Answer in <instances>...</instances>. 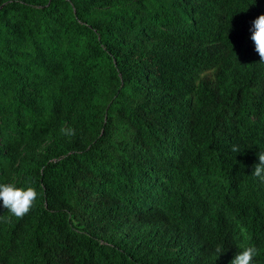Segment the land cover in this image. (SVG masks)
Here are the masks:
<instances>
[{
    "label": "trees",
    "instance_id": "1",
    "mask_svg": "<svg viewBox=\"0 0 264 264\" xmlns=\"http://www.w3.org/2000/svg\"><path fill=\"white\" fill-rule=\"evenodd\" d=\"M260 14L0 0V184L38 192L23 218L0 201V264H264Z\"/></svg>",
    "mask_w": 264,
    "mask_h": 264
},
{
    "label": "clouds",
    "instance_id": "2",
    "mask_svg": "<svg viewBox=\"0 0 264 264\" xmlns=\"http://www.w3.org/2000/svg\"><path fill=\"white\" fill-rule=\"evenodd\" d=\"M251 40L255 45V51L260 57V63H264V14H260L252 21ZM61 132L67 136H74L75 129L62 127ZM232 151L239 149L232 147ZM259 163L254 166L253 175L264 182V152L258 154ZM38 198V192L35 187L29 184L27 187H17L14 183L0 184V201L2 206L13 216L23 218L34 206ZM239 251L230 261V264H252L253 259L259 254V250L254 245H237ZM215 251L223 253L221 245H217Z\"/></svg>",
    "mask_w": 264,
    "mask_h": 264
}]
</instances>
